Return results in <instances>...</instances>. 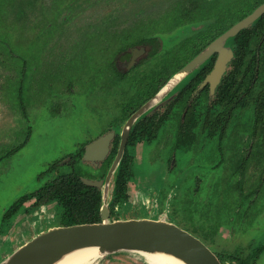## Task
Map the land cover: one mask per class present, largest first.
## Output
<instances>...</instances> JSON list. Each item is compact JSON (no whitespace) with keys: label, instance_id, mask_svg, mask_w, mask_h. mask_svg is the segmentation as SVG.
<instances>
[{"label":"rangeland","instance_id":"rangeland-1","mask_svg":"<svg viewBox=\"0 0 264 264\" xmlns=\"http://www.w3.org/2000/svg\"><path fill=\"white\" fill-rule=\"evenodd\" d=\"M26 1L0 0V49L7 51L5 69L13 68L12 74L0 71V261L40 230L61 225L56 208H33L32 219L44 220L31 223V212L22 211L16 223L15 218L4 217L8 209L22 195L58 174L72 172L73 167L83 177L92 175V167L84 160L72 166L71 158L67 159L77 160L79 145L100 136L116 118L122 122L123 107L129 106L128 100L133 104L134 95L136 102L143 99L147 87L142 80L154 73L157 63L178 56L176 42L187 36V24L193 19L198 32L201 27L216 29L235 21L260 0H100L84 11L82 0H41L48 4L38 8L42 19L34 17L35 10H25ZM150 30L169 50L126 77L116 75L110 62L116 46H125L130 39L134 42ZM241 113L236 121L249 128L253 113ZM177 126L178 121L167 122L151 142L138 144L133 154L131 202L119 209L118 218L163 217L207 244L196 230V221L212 230V213L215 230L220 223L235 232L243 229L238 227L243 222L236 221L240 212H232V223L225 222L231 210L227 176L235 162L230 154L239 136L231 138L228 130L222 139L198 137L178 144L173 133ZM238 131L243 138V128ZM54 163L59 165L47 170ZM243 227L241 241L253 255L264 247V213L254 225L247 220ZM234 239L223 238L230 243ZM94 264L150 263L140 252L120 251L100 256ZM260 264H264V252Z\"/></svg>","mask_w":264,"mask_h":264},{"label":"flooded vegetation","instance_id":"flooded-vegetation-1","mask_svg":"<svg viewBox=\"0 0 264 264\" xmlns=\"http://www.w3.org/2000/svg\"><path fill=\"white\" fill-rule=\"evenodd\" d=\"M40 1L41 0H27L25 2V7H27L25 10H35V18L41 17V13L38 11V8L40 6L47 7L48 5L46 2L40 3ZM99 1L100 0H82V10L84 11L92 4H99ZM258 3V1L253 3L252 7L246 10L252 9L253 11L258 5L261 4ZM244 11L245 10L242 11V14ZM242 14L233 22L221 23L216 29H211L210 27L207 29H202L203 27H201L198 32V30L196 31V24L192 22L193 19L189 22V24H187L189 31L187 36L181 40H178L176 42L177 45L175 44L176 49L179 51L178 56L173 55V57L170 56V59L157 63L158 65L155 67L154 73L151 74L150 72L152 76L150 75L142 80L143 83L141 84L145 83V86L147 87L146 94L142 97L143 99L136 102V95H134V100L130 99L133 101V104L128 100L127 104L129 106L127 107L125 105L123 107L126 108V111L123 114L124 119L122 122L120 121V117L118 119L119 121H117L116 118L114 120L115 123L110 125L103 133H101L102 135L112 130L115 131L110 143V152L106 158L98 163L85 161L92 167V175L89 178L101 179L105 176L108 168L110 167L118 152L121 144V133L129 116L140 106H142L147 100H149L154 95L155 91H159L169 81L170 76L176 74L192 58L197 56L212 40L231 27L234 23L246 16L245 15L242 17ZM116 24L120 23L116 22ZM252 24L241 29L236 35H238L244 29L251 27ZM132 41L133 40L130 39L129 43L125 46L124 44L120 45L119 47L116 46L113 51L114 54L110 62L112 64L113 71L116 75H119V77H126L129 73L133 72L136 68L142 65L143 62H146L153 57L157 58L159 52H166L169 50L166 48L165 42L160 39L157 34H153L152 30L142 33L138 40H135L134 42ZM226 45L232 47L234 54L231 60L227 62L226 70L224 71L220 82L216 85L214 90L210 82H207L201 89L199 87L209 72L214 68L216 60L219 56L218 51L213 52V54L204 62V64H206L202 68L196 70L195 73H193L186 80H183V83L180 82L176 87L171 89L167 93L166 97H170L172 91H174L175 88L178 86L181 87L179 91L175 92L171 98H167L168 100L166 102H163L151 113L140 117L142 123L138 134L140 135L141 139L135 143L131 140V137L132 132L134 133L133 129L137 123V120L133 124L122 158L124 161L127 154L131 155L130 164L132 175L129 183L130 199L128 202H131V183L132 177L134 175L133 154L138 152V144L141 142L143 145H145L146 143L151 142L157 136L158 132L161 130L162 126L165 125V123L170 121H178V128L173 130V133L178 135V144L183 141L192 142L198 137H207L209 139L218 137L222 139L228 130H230L231 138L233 135L239 136V141H235L237 142V145L235 146L234 151L230 154V158L234 159L235 162L233 163L232 169L228 171L227 176L229 189L228 198L230 199L229 201L231 203V210H228L227 216L225 217V222L232 223L234 220V215L232 212H240V216L238 215V217L235 218L239 224L243 222V225L244 222H247V220L252 225H254L258 218L263 217L264 190L262 191L261 188L264 183V73L260 74L258 66L253 68L252 66L248 65L249 58L253 54L260 56L262 52L259 50L247 51L246 59L243 61L240 67H237L234 63L236 59L234 42L228 39ZM5 52H7L6 49H0V71L5 70L6 72L12 74L13 68H11V66L10 69H5L4 63H6L8 60V58H4L6 56V54H4ZM238 71L240 72V81L234 83L231 78L233 73ZM30 89L31 88L28 87V90ZM134 92L135 89L130 92L128 95L129 98L133 97ZM248 110L253 113L249 128L246 126L243 127L240 122L236 121L238 119L239 112L241 116V112ZM23 118L30 123V119L27 114H24ZM239 127L243 128V138L241 137L239 131L236 132L237 128ZM244 131H246V134H244ZM168 132L171 134L172 130H169ZM248 134L249 136H247ZM92 140L80 144L75 154V156L77 155V160L70 156L67 159L69 160L71 158V161L68 164L73 166L76 165L78 161L81 163L86 145ZM19 148L20 147H17L15 150L18 151ZM114 150V157L109 163V166L106 168V163L108 162L109 157ZM81 151L82 156L79 158L78 154ZM55 164L58 163L49 165L47 170L52 168ZM53 180L54 178L47 181L42 186H45ZM114 184L115 182L113 180V182H110L109 185V192L110 194L112 192V198L115 188ZM41 187H39V189ZM99 190L103 193L102 189ZM27 201L30 203L27 204ZM128 202H124L121 205H113V200L111 199L110 206L116 218L119 217V209L123 208V205L127 204ZM38 207L40 210L47 209V207L56 208V216L58 217L61 225H63L60 220L61 213H59L60 209L58 207L57 201L54 200L39 202L38 195L24 201L22 206V211L31 212V220L29 221L30 223L34 221L43 222L44 219L40 220L41 218L32 219V210L33 208ZM16 218L15 221L17 223ZM161 218L164 219L163 217ZM238 218H240L239 221L237 220ZM47 223H50V221H47ZM209 224L210 229L215 230L214 227L216 224V217L213 213L209 217ZM223 224L224 223H220L218 226L219 228H217L215 231H212L206 230L199 224L198 221H196V230L208 240L210 245L206 242L205 243L210 248L211 245L216 248L217 251L215 253L224 264H260L264 247L257 249V251L251 255L246 250V243L241 241L243 240L241 235L245 234L243 230L245 228H249V226L244 228L243 225H239L238 227H242L243 229L238 228L237 232H235V229H232L231 227L228 228L225 224L224 228ZM50 226L53 225L51 224ZM224 237L225 239H231L235 237V239L234 242L230 240V243L228 241H224ZM231 247H238L239 249L235 252H229Z\"/></svg>","mask_w":264,"mask_h":264},{"label":"water","instance_id":"water-1","mask_svg":"<svg viewBox=\"0 0 264 264\" xmlns=\"http://www.w3.org/2000/svg\"><path fill=\"white\" fill-rule=\"evenodd\" d=\"M263 13L264 2L212 40L129 116L121 133L120 147L105 176L101 179L82 177L84 183L103 191L101 220L56 225L40 230L1 260L0 264H55L66 254L85 247L98 248L101 256L120 251L140 252L144 256V253L159 252L177 256L188 264H224L203 240L174 222L150 217L115 218L109 202V185L122 161L130 130L136 120L171 98L172 96L166 97L167 93L200 69L214 51H218L214 68L199 87L201 89L210 82L214 90L226 70L227 62L234 54L232 47L226 45L228 39L255 22ZM179 74L182 75L178 77ZM173 80L175 81L167 87ZM114 134L115 131L112 130L89 142L83 160L98 163L105 159L110 152Z\"/></svg>","mask_w":264,"mask_h":264},{"label":"trees","instance_id":"trees-1","mask_svg":"<svg viewBox=\"0 0 264 264\" xmlns=\"http://www.w3.org/2000/svg\"><path fill=\"white\" fill-rule=\"evenodd\" d=\"M258 2V4H260L263 2V0ZM251 11L252 9L245 10L242 14V17ZM229 40L234 42V49L236 51V59L234 63L237 67H240L243 61L246 59L247 51L259 50L262 52V54L260 56L253 54L249 58L248 65L252 66L253 68L258 66L260 74L264 73V14L261 15L251 27L244 29L238 35L231 37ZM205 64H203V66ZM172 76H170V78ZM239 76V71L233 73L231 78L232 81L234 83L239 82ZM157 92L158 91H155L154 95ZM141 123L142 120L139 118L134 126V133L132 132L131 137V140L134 143L141 139L140 135L138 134V131L141 128ZM114 154L115 150L111 153L106 168L109 166ZM78 156L79 158L82 156V151L78 154ZM130 160L131 155L127 154L124 161L122 159L115 173V188L112 198L113 205H121L124 202H128L130 199L129 183L132 175ZM56 166H58V164L53 165V167ZM83 175L84 174H82L80 170L77 171L74 169L71 173L58 174L53 181L49 182L45 186H42L39 190L26 193L21 196L8 209L4 217L16 218V216L23 210L22 206L24 201L38 195L39 202L54 200L57 201L58 207L60 209L59 213H61L60 220L63 225L95 222L101 220L100 209L102 206V192L97 187L84 183L82 180Z\"/></svg>","mask_w":264,"mask_h":264},{"label":"bare ground","instance_id":"bare-ground-1","mask_svg":"<svg viewBox=\"0 0 264 264\" xmlns=\"http://www.w3.org/2000/svg\"><path fill=\"white\" fill-rule=\"evenodd\" d=\"M181 75L182 74H179L178 77ZM174 81L175 80H173L167 87H169ZM144 254L150 264H188L183 259L172 254L159 252ZM100 256L101 253L98 248L85 247L66 254L55 264H94V261Z\"/></svg>","mask_w":264,"mask_h":264}]
</instances>
